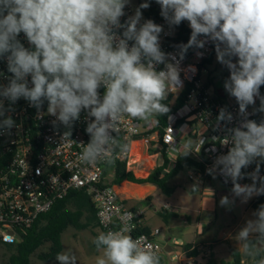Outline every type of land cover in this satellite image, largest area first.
I'll return each mask as SVG.
<instances>
[{
    "label": "clouds",
    "instance_id": "9594fccd",
    "mask_svg": "<svg viewBox=\"0 0 264 264\" xmlns=\"http://www.w3.org/2000/svg\"><path fill=\"white\" fill-rule=\"evenodd\" d=\"M169 32L187 21L191 35L178 51L161 50L164 26L143 19L145 0L133 15L121 23L130 0H0V59H6L11 73L6 86L0 85V97L15 104L24 99L39 110L48 102V114L56 117L66 131L64 139L80 119L82 111L89 121L90 136L80 159L95 165L112 164L113 154L125 153L127 144L118 139V122L130 117L146 124L158 123L157 116L169 113L170 89L182 87L180 67L189 49H204L211 42L217 61L230 76L224 89L234 97L242 117L236 127L226 129L224 144L231 145L227 154L216 157L208 170L218 173L231 192L247 203L264 195V119L259 123L248 119L247 109L260 101L253 114L264 113V0H155ZM143 21V22H142ZM23 33L29 47L18 39ZM198 57L203 52L197 51ZM159 65H164L158 70ZM0 75H3L0 73ZM30 77V80H29ZM104 92L101 96L100 89ZM232 113L221 108L220 122L230 123ZM15 121L6 116L0 99V135L10 134ZM193 141L183 144L182 156L192 151ZM200 143L203 145L204 141ZM177 149L173 147V151ZM251 172H244L251 165ZM248 178L251 183L239 181ZM234 200L224 196L221 206L231 207ZM125 216L130 221L132 213ZM237 232L235 239L245 255L255 264H264V204L253 213ZM129 222L115 231L101 232L93 239L97 251L96 264H160L145 237L133 238ZM58 264H77L75 254L57 253Z\"/></svg>",
    "mask_w": 264,
    "mask_h": 264
},
{
    "label": "built area",
    "instance_id": "2783aa9c",
    "mask_svg": "<svg viewBox=\"0 0 264 264\" xmlns=\"http://www.w3.org/2000/svg\"><path fill=\"white\" fill-rule=\"evenodd\" d=\"M135 9L130 0L124 9L125 16L121 17V23L133 15ZM146 11L147 9L142 11L143 19H152L164 26L161 50L175 54L178 49L173 48V44L177 38V29L172 30V35H167L169 29L166 22L153 15H147ZM18 39L25 47H29L23 33ZM197 51L203 52V56L198 57ZM214 52L211 42L206 44L204 49L188 50L180 64L183 69L180 73L182 87L178 90L170 89L167 96L171 99L172 106L185 91L186 99L179 109L169 115L164 127L158 123L146 124L130 117L120 119L118 139L128 147L125 153L117 151L113 154L112 169L110 164L103 161L89 165L80 159L84 145L90 140L86 132L89 117L85 111L81 112L80 119L71 129L70 138L64 139L62 137L66 129L58 121L54 126L56 117L48 114V106L42 107L38 112L24 99L11 104L7 99L0 97L3 99L6 116H10L16 123L10 134L0 135V242L17 243L21 233L31 228L41 216L49 213L56 203L65 200L74 191L84 190L90 195L95 206L101 232L118 230L124 223L129 222L132 226V237H145L144 245H150L151 250L159 257L160 264H164V246L158 240L161 230H148V233H144L146 210L142 207H129L120 198L116 185H110L114 177L113 170L116 163L126 162L128 165L131 147L135 144L163 150L166 155L174 156L177 161V158L182 156L183 144L191 140L194 142L193 152L185 157L193 160L194 165L184 169L188 181L202 187L213 178L208 170L213 166L216 157L227 154L231 147L224 144L226 129L238 126L242 119L237 101L233 104L220 101L217 96L210 94L211 86L207 87V81L202 79L208 66L201 69V65ZM163 68L164 65L158 66V70ZM0 73L3 74L0 75V85L6 86L8 78L12 75L7 70L6 59H0ZM99 91L102 96L104 89ZM221 108L232 113L233 120L230 123L220 122L218 127L217 116ZM253 108L248 107L247 118L259 123L264 119V113L253 114ZM201 140L204 141L203 145ZM173 147L177 150L173 151ZM175 167L176 162L173 169ZM255 167L253 164L242 171L251 172ZM260 174L264 176V164H261ZM215 179L224 187L232 189L230 179L225 183L218 173ZM239 182L246 184L251 183V180L245 178ZM262 196L264 195L254 197V200ZM126 213L133 214L130 221L125 216ZM201 250V255L209 256L210 249ZM193 251L195 250L181 249V253L171 261L197 264L196 258L191 256Z\"/></svg>",
    "mask_w": 264,
    "mask_h": 264
},
{
    "label": "crops",
    "instance_id": "0c3cea01",
    "mask_svg": "<svg viewBox=\"0 0 264 264\" xmlns=\"http://www.w3.org/2000/svg\"><path fill=\"white\" fill-rule=\"evenodd\" d=\"M184 22L190 28L186 21ZM210 79L212 78L210 77ZM175 162L176 158L174 156L170 157L166 155L163 150L158 148L149 149L138 143L131 147V156L128 161L127 171L133 173L137 179H147L159 168L165 167L166 172L170 173L174 168ZM175 179L176 177L169 183V185L174 189V193L172 195L177 194L181 190L182 186L181 183L176 182ZM186 184L183 186L190 192H196L197 189L200 188L201 195L199 196V208L193 211L190 210L189 205L186 207H179L172 205L168 201L162 207L163 212H165V222L169 228L170 225H172L170 224L171 220L174 217H177L181 210L196 213V222L195 224H192V215H188L186 217L182 216V220L185 221L186 227L184 237L182 240L175 241L174 245L163 244L164 252L162 258L168 257L171 260L174 256H176L175 252L177 251L174 249V246H176L179 248V252H177V254L181 253V249H194L195 251L191 253V256L196 258L197 264H207L209 258H214V260L220 262L231 263L232 250L241 256L243 264H254V259L251 256L244 254L240 243L235 239L237 232L245 223L244 219H241L236 224H217L218 214L216 211V203L218 196H228L229 199H232L235 202L238 198L235 197L232 192L228 193L227 191H222L221 187L223 186L220 181L215 178L209 179L202 187H198L193 184L190 185L188 183ZM224 188L231 191L226 187ZM116 190L120 198L129 207H149L156 200V198L160 199L162 195H164L155 185L136 184L128 181H125L120 185H116ZM193 196L194 195L191 197ZM146 200H149V202L146 203ZM250 207L253 209L252 205ZM145 210L147 213V209ZM154 212L158 213V210L154 209ZM154 226L147 221L145 214V229L150 231L157 229L156 225ZM161 235H163L164 239L168 238V240H171L173 238L170 235H165L164 232H161L158 236V240ZM202 248L203 250L210 249L208 254L209 256L205 257L201 255ZM261 255H264V251H262ZM178 264L180 263L178 262Z\"/></svg>",
    "mask_w": 264,
    "mask_h": 264
},
{
    "label": "trees",
    "instance_id": "16d2710c",
    "mask_svg": "<svg viewBox=\"0 0 264 264\" xmlns=\"http://www.w3.org/2000/svg\"><path fill=\"white\" fill-rule=\"evenodd\" d=\"M140 3L145 0H138ZM147 15H153L162 21L164 19L160 15V6L155 0H150V7L147 8ZM165 22V21H164ZM177 29V38L174 41L173 48H177V45L187 43L191 35V29L182 22ZM215 53V52H214ZM212 56L204 61L201 65V69L211 65ZM213 84V79L207 80V87ZM261 95H264V86L260 89ZM187 91L183 92L176 101L175 105H171V99L167 98L162 101L169 106V113L166 115L157 116L158 124L164 127L167 123V119L171 113L179 109L185 102ZM260 104L259 99L257 98ZM48 106V102L45 101L42 107ZM194 161L188 157L180 156L177 158L176 167L170 173H166L165 167L157 169L147 179H137L133 173L127 171L126 162L116 163L113 170V179L110 185H120L121 183L128 181L136 184H151L159 188V190L166 196H171L174 193V189L169 185L170 181L178 176L185 167L193 166ZM108 183V182H107ZM149 200H146L148 203ZM261 204H264V196L256 199L251 204L254 209H257ZM98 228L96 209L91 200L90 195L84 190L72 192L65 200L60 201L54 205L52 210L41 216V218L31 228L22 232L20 239L15 244H4L0 242V248L10 254L7 264H34L32 257L38 253L44 247H47V251L38 254V259L42 263H52L56 261L57 253H62V235L68 229H74L77 231H86L90 228ZM144 233H148V230H144ZM207 264H243L241 256L232 250V262L225 263L209 258ZM255 264V262H254Z\"/></svg>",
    "mask_w": 264,
    "mask_h": 264
},
{
    "label": "rangeland",
    "instance_id": "374dc122",
    "mask_svg": "<svg viewBox=\"0 0 264 264\" xmlns=\"http://www.w3.org/2000/svg\"><path fill=\"white\" fill-rule=\"evenodd\" d=\"M132 3L135 8H137L141 3L138 0H132ZM146 10V9H143ZM142 10V11H143ZM188 24V22L186 21ZM189 25V24H188ZM230 76V72L228 69L221 65L216 59V53L213 56V62L211 65L208 66L204 76L202 77L203 81H207L210 77L213 79V84L210 88V94L214 97L217 96L220 101L226 104H233L236 102V99L230 96L229 93L226 92L224 89V82ZM258 100L256 99V103L253 107H259ZM156 119V118H155ZM176 182L181 183V190L177 193L172 195L171 197L162 195L160 199H157L151 204V206H147L146 219L149 223L156 225L157 229L161 230V232L166 235H170L173 237L171 240L164 239L163 235L159 237V241L161 244H170L174 245L175 241L182 240L184 237V233L186 230L185 221L182 220V216H193L192 224L196 222V213H190V211L181 210L177 217H174L168 228L167 223L165 222V212H163L162 207L168 201L175 206L179 207H186L190 206V210H197L199 208V202L201 195L200 188L197 189L196 192H190L189 190L184 188V184L188 183L192 185L183 170L175 179ZM222 185V184H221ZM187 186V184H186ZM223 186V185H222ZM224 186L221 187L222 191H227L231 193V191L225 189ZM194 195L193 197H191ZM169 197V198H168ZM224 197L222 195L218 196L217 203H216V211L218 214V222L217 224H236L241 219H244L246 222L248 219L254 218L252 213L256 209H252L251 203H253V198H251L247 203H241L240 198L229 208L225 206H221L220 200ZM171 199V200H170ZM152 207V208H151ZM143 208V207H142ZM154 209L158 210V213L154 212ZM245 224V223H244ZM155 227V226H154ZM101 233L99 228L93 227L86 231H77L74 229H68L62 235V244H63V251H69L75 254L77 259V264H96V259L99 256H102V251H97L95 245L93 244V239ZM174 249L179 252V248L174 246ZM47 251V247L42 248L38 251L36 255L32 257V262L34 264H58L57 261L52 263H42L38 259V254ZM175 252V255H178ZM10 254L5 250V248H0V264H7L8 258ZM164 258V257H163ZM162 258V259H163ZM164 264H178V262H172L168 257H165L163 260Z\"/></svg>",
    "mask_w": 264,
    "mask_h": 264
},
{
    "label": "water",
    "instance_id": "95a60500",
    "mask_svg": "<svg viewBox=\"0 0 264 264\" xmlns=\"http://www.w3.org/2000/svg\"><path fill=\"white\" fill-rule=\"evenodd\" d=\"M109 167L112 169L113 168V164H110Z\"/></svg>",
    "mask_w": 264,
    "mask_h": 264
}]
</instances>
